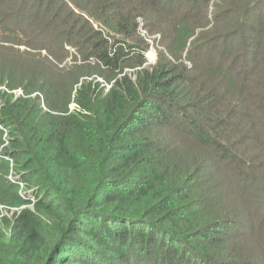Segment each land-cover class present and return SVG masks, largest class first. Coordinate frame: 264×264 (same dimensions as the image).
Masks as SVG:
<instances>
[{
  "label": "trees",
  "instance_id": "obj_1",
  "mask_svg": "<svg viewBox=\"0 0 264 264\" xmlns=\"http://www.w3.org/2000/svg\"><path fill=\"white\" fill-rule=\"evenodd\" d=\"M179 1L0 0V264H264V0Z\"/></svg>",
  "mask_w": 264,
  "mask_h": 264
},
{
  "label": "rangeland",
  "instance_id": "obj_2",
  "mask_svg": "<svg viewBox=\"0 0 264 264\" xmlns=\"http://www.w3.org/2000/svg\"><path fill=\"white\" fill-rule=\"evenodd\" d=\"M168 4H170V6H171V4L172 3H174V2H176L177 0H175V1H173V2H170V1H167V0H165ZM185 1L186 0H181V1H179V3L180 2H182L183 3V5H184V3H185ZM14 2H11V4H9L8 2H5L4 4H2L3 6H5V5H8V6H10V7H13L15 4H13ZM13 4V5H12ZM186 4V3H185ZM9 7V10L7 11V14H11V13H13L14 12V10L13 9H11ZM211 7V6H210ZM212 8V7H211ZM210 8V9H211ZM31 21V17H29V15H27V14H24V16L23 15H21V13H20V19H19V23L17 24V25H26V24H28L29 22ZM140 33L150 42V47L147 49V51H146V57H149L150 55H149V52H151L150 54L153 56V58H152V61L154 60V58H155V56H156V54H155V48H154V46H153V40H151V38H149L148 36H147V34H145V32H142V31H140ZM51 34L52 33H49V34H43V38H44V40H46V38H49V37H51ZM151 37H154V36H151ZM156 37V36H155ZM157 38V37H156ZM13 43H8V42H4V41H1V38H0V45H4V46H0V64H1V66H3V67H11V64H7V63H9V62H11V60L14 58V54H15V51H17V52H21V51H23L24 49H27L26 48V46L25 45H16V44H14L13 45V47L16 49L15 51H9V49H8V46L9 45H12ZM29 49H31V50H34L33 48H31V47H28ZM35 51H39L42 55H43V53L45 54V50H37V49H35ZM149 60V59H148ZM21 62H23V61H21ZM150 62V61H149ZM15 63L13 62V65H14ZM16 93L18 94L19 92L16 90ZM4 212H6V210H4Z\"/></svg>",
  "mask_w": 264,
  "mask_h": 264
},
{
  "label": "built area",
  "instance_id": "obj_3",
  "mask_svg": "<svg viewBox=\"0 0 264 264\" xmlns=\"http://www.w3.org/2000/svg\"><path fill=\"white\" fill-rule=\"evenodd\" d=\"M147 58L149 59V61H152L153 56H152V57L149 56V57H147ZM153 61H154V60H153ZM17 91H18L19 93H21V91H20L19 89H17ZM19 93H18V94H19ZM12 166H13V165H12ZM8 178H9V180H10L11 182L17 183V184L19 185V188H20L19 192H20V194H22L23 187H24V186H23V182L20 181V179H19L18 175H16L14 169H13V170L11 169V171H10V173H9V175H8ZM30 198H31V197H30Z\"/></svg>",
  "mask_w": 264,
  "mask_h": 264
},
{
  "label": "bare ground",
  "instance_id": "obj_4",
  "mask_svg": "<svg viewBox=\"0 0 264 264\" xmlns=\"http://www.w3.org/2000/svg\"><path fill=\"white\" fill-rule=\"evenodd\" d=\"M149 55L152 57V55L149 53Z\"/></svg>",
  "mask_w": 264,
  "mask_h": 264
}]
</instances>
